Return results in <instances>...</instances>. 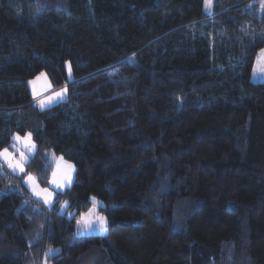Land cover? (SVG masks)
Returning <instances> with one entry per match:
<instances>
[{
  "label": "trees",
  "instance_id": "1",
  "mask_svg": "<svg viewBox=\"0 0 264 264\" xmlns=\"http://www.w3.org/2000/svg\"><path fill=\"white\" fill-rule=\"evenodd\" d=\"M262 4L0 0V152L31 133L25 173L75 167L45 209L0 165V264H264ZM42 72L69 92L44 110ZM92 197L106 236L76 234Z\"/></svg>",
  "mask_w": 264,
  "mask_h": 264
},
{
  "label": "rangeland",
  "instance_id": "2",
  "mask_svg": "<svg viewBox=\"0 0 264 264\" xmlns=\"http://www.w3.org/2000/svg\"><path fill=\"white\" fill-rule=\"evenodd\" d=\"M213 5H214V0H212L211 7L206 8L205 7V0H204V8L208 14L212 13ZM261 64H264V48L259 52V54L255 60V63L253 65V69H252V73H251V80L254 82H264V73H261L258 71V66ZM67 75H68L69 81H71L72 71H71L70 65H67ZM28 85H29L31 94H32L33 99H34V103L40 110L48 109L52 106H55L58 103L66 101L69 98V92H68L67 85H64L61 87H55L53 85L51 79L49 78L48 74L45 72H42V73L38 74L36 77L30 79L28 82ZM61 89H66V92L63 93V98H57L56 100L53 101L52 104L45 105L43 108L40 106L39 101L41 99H46L47 97L53 95L54 93L61 91ZM26 135H23V136L15 135L13 137L12 148L8 149V151L14 155L16 160L20 159L19 153L17 152L18 149H19V151H22L25 153V155L28 157V161L31 158V156H33L32 153L28 152V150L23 147V145L20 141H17L15 139L16 136L24 138V137H26ZM31 137H32V135H31ZM32 142H33V138H32ZM13 145H15V147H13ZM61 157L63 158V160L60 159ZM49 160H50V163L52 164V172H51V175H50L49 180H48V185H46V186L41 185L38 182V180L36 179V177L32 174H30V175L35 177V180L31 181V182H26V176L28 174L27 173H19L18 171L14 172L10 167H8V165L4 162V160L2 158H0V161H1L0 165L12 173H16L18 175H22V174L25 175L23 177V183L25 184V186L29 190L31 198L33 200L37 201L38 204L41 205V207H43L45 209H50L55 204V199H56L57 193L64 192L65 190L71 188V186L74 182V178H75V167H74L72 162L66 160L63 156L57 155L55 153L50 154ZM65 162H66V164H70L73 166L72 170H71V177H72L71 186L70 187L65 186L63 190L56 189V188H54V186L52 184L49 183V181L52 179V173L54 171L58 173V177H57L58 179L65 173V171L67 170ZM25 165H24V167H25ZM57 165H59V168H57ZM43 189H48V191L52 192V196L50 198H48L49 199L48 203H45L46 193H44L42 191ZM95 200H96L95 208H94V203H93L92 206L86 212L82 213L80 215L79 219H77V221L80 220V218L82 216L89 213V211L93 210V208H94L93 214L86 218L87 220L91 221V226H88L85 223V221H81L80 223L77 222L76 234L79 236H92V235L106 236L108 234L107 219H106L105 215L102 214V212L100 211V208H99L101 206V201L98 199H95ZM67 208H68V205H67V207H64L63 202H62L59 206V211H60V213L67 214L69 217H71L72 214L68 212ZM97 217H104L105 218L107 231H103V230L99 229V227H98L99 221H98ZM44 264H48V263L44 262Z\"/></svg>",
  "mask_w": 264,
  "mask_h": 264
},
{
  "label": "snow or ice",
  "instance_id": "3",
  "mask_svg": "<svg viewBox=\"0 0 264 264\" xmlns=\"http://www.w3.org/2000/svg\"><path fill=\"white\" fill-rule=\"evenodd\" d=\"M211 3L212 0H205V7L206 8H210L211 7ZM262 8H264V4L261 5ZM258 71L261 73H264V64H261L258 66ZM39 79V78H38ZM66 92V89H61V91L54 93L53 95L47 97L46 99H41L39 101L40 106L43 108L45 105H50L53 103L54 100H56L57 98H63V93ZM15 139L17 141H20L23 145L24 148H26L28 150V152L32 153L34 155L35 153V144L32 142V137H31V133H28L26 135V137L21 138L19 136H16ZM13 147H15V145H13ZM17 152L19 153L20 159L16 160L14 155L12 153H10L8 151V149H4L2 152H0V158H2L4 160V162L8 165V167H10L14 172H19V173H25V167L24 165L28 162V157L25 155L24 152L19 151V149L17 150ZM61 160H63V158H60ZM66 171L65 173L58 179V173L57 172H53L52 173V179L49 181L50 184H52L54 186V188L56 189H61L63 190L65 186L70 187L71 186V170H72V165L70 164H66ZM57 168H59V165H57ZM35 177L31 176L30 174H28L26 176V182H31L34 181ZM44 193H46V197H45V203L49 202V199L52 196V192L48 191V189H43L42 190ZM93 200L94 203V208H95V197L91 198ZM63 206L67 207V201L63 202ZM94 208L93 210H90L89 213L85 214L84 216H82L80 218V220H78L77 222L80 223L81 221H85V223L88 226H91V221L87 220L86 218L91 216L94 212ZM99 223H98V227L99 229L103 230V231H107L106 228V221L104 217H97Z\"/></svg>",
  "mask_w": 264,
  "mask_h": 264
}]
</instances>
